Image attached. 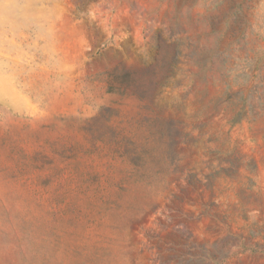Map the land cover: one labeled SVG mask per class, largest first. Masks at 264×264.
I'll return each instance as SVG.
<instances>
[{
    "label": "rangeland",
    "instance_id": "1",
    "mask_svg": "<svg viewBox=\"0 0 264 264\" xmlns=\"http://www.w3.org/2000/svg\"><path fill=\"white\" fill-rule=\"evenodd\" d=\"M0 264H264V0H0Z\"/></svg>",
    "mask_w": 264,
    "mask_h": 264
}]
</instances>
